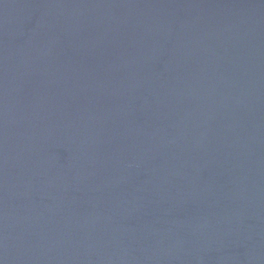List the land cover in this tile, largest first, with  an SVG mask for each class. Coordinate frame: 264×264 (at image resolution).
Masks as SVG:
<instances>
[{
  "label": "water",
  "instance_id": "95a60500",
  "mask_svg": "<svg viewBox=\"0 0 264 264\" xmlns=\"http://www.w3.org/2000/svg\"><path fill=\"white\" fill-rule=\"evenodd\" d=\"M0 264H264V0H0Z\"/></svg>",
  "mask_w": 264,
  "mask_h": 264
}]
</instances>
